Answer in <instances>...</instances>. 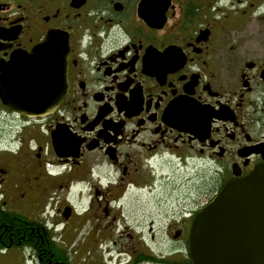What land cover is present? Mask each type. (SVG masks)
Masks as SVG:
<instances>
[{
  "label": "flooded vegetation",
  "instance_id": "af4514ba",
  "mask_svg": "<svg viewBox=\"0 0 264 264\" xmlns=\"http://www.w3.org/2000/svg\"><path fill=\"white\" fill-rule=\"evenodd\" d=\"M44 41L57 106L0 96V264H192L264 164V0H0V77Z\"/></svg>",
  "mask_w": 264,
  "mask_h": 264
},
{
  "label": "water",
  "instance_id": "95a60500",
  "mask_svg": "<svg viewBox=\"0 0 264 264\" xmlns=\"http://www.w3.org/2000/svg\"><path fill=\"white\" fill-rule=\"evenodd\" d=\"M46 41L16 52L1 67L0 96L28 117L52 111L66 92L54 87ZM192 264H264V164L227 181L194 217L189 236Z\"/></svg>",
  "mask_w": 264,
  "mask_h": 264
},
{
  "label": "rangeland",
  "instance_id": "374dc122",
  "mask_svg": "<svg viewBox=\"0 0 264 264\" xmlns=\"http://www.w3.org/2000/svg\"><path fill=\"white\" fill-rule=\"evenodd\" d=\"M68 224H70L71 225V227L70 226H68V229H72V227H73V225H74V223H68ZM75 230H76V228H74V231H70L69 232V237H68V239H69V242H70V245H69V248L70 249H75L76 247H77V237H76V235H75V237H73L74 236V234H75ZM69 244V243H68Z\"/></svg>",
  "mask_w": 264,
  "mask_h": 264
}]
</instances>
